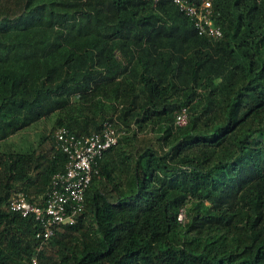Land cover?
Masks as SVG:
<instances>
[{
	"label": "trees",
	"instance_id": "16d2710c",
	"mask_svg": "<svg viewBox=\"0 0 264 264\" xmlns=\"http://www.w3.org/2000/svg\"><path fill=\"white\" fill-rule=\"evenodd\" d=\"M211 2L218 38L172 0H0V141L77 111L34 146L0 148V264H264V0ZM119 80L133 91L120 122L84 100ZM104 120L124 133L76 221L39 247L11 195L37 200L64 168L58 125L86 134ZM149 123L157 144L135 146Z\"/></svg>",
	"mask_w": 264,
	"mask_h": 264
},
{
	"label": "built area",
	"instance_id": "2783aa9c",
	"mask_svg": "<svg viewBox=\"0 0 264 264\" xmlns=\"http://www.w3.org/2000/svg\"><path fill=\"white\" fill-rule=\"evenodd\" d=\"M178 10L189 17L197 32L207 37L222 35L219 25L214 23L211 0H172ZM174 122L184 125L187 122L186 107L175 113ZM124 133L122 128L104 120L100 128L89 133H75L65 125H58L53 132V148L66 156L64 168L51 174L44 194L37 200L29 199L22 191H15L7 206L22 216L32 215L39 224L35 237L38 246L54 233L57 226L72 224L84 208V194L92 175L98 170V162L104 152L117 144ZM183 210L178 213L182 220ZM36 264L35 258L32 259Z\"/></svg>",
	"mask_w": 264,
	"mask_h": 264
},
{
	"label": "rangeland",
	"instance_id": "374dc122",
	"mask_svg": "<svg viewBox=\"0 0 264 264\" xmlns=\"http://www.w3.org/2000/svg\"><path fill=\"white\" fill-rule=\"evenodd\" d=\"M133 91L129 88L128 84L124 80H119L117 83L112 86L106 87L100 90L97 93H94L86 97L85 101H90L93 98L101 99L103 104V113L106 116H111L113 120H117V115L122 106L126 105L129 102V99ZM76 104L72 103L66 109L61 112L52 113L49 117L41 118L38 121L30 124L29 126L19 130L13 135L8 136L7 138L0 141L1 149H26L28 147L34 146L37 144L40 138L47 136L50 130L55 124L57 116L66 117L70 113H76ZM100 113L99 109H96L95 113ZM118 121V120H117ZM120 122V121H118ZM130 123V122H129ZM119 124V123H118ZM121 124V123H120ZM119 124V125H120ZM125 127L124 124H122ZM127 132L131 134V127H125ZM161 132L158 124L149 123L144 126L142 129L136 130L137 140L134 142L135 146L144 145L146 143L157 144L156 136ZM44 141H48L45 137ZM124 146H128L127 143H123ZM134 146V145H133ZM133 148V147H132Z\"/></svg>",
	"mask_w": 264,
	"mask_h": 264
},
{
	"label": "crops",
	"instance_id": "0c3cea01",
	"mask_svg": "<svg viewBox=\"0 0 264 264\" xmlns=\"http://www.w3.org/2000/svg\"><path fill=\"white\" fill-rule=\"evenodd\" d=\"M18 132V131H17ZM16 133V132H15ZM15 133H13V134H15ZM13 134H11V135H13Z\"/></svg>",
	"mask_w": 264,
	"mask_h": 264
}]
</instances>
